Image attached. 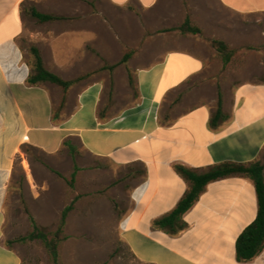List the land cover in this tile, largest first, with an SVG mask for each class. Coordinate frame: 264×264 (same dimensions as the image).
Wrapping results in <instances>:
<instances>
[{
    "label": "crops",
    "instance_id": "obj_1",
    "mask_svg": "<svg viewBox=\"0 0 264 264\" xmlns=\"http://www.w3.org/2000/svg\"><path fill=\"white\" fill-rule=\"evenodd\" d=\"M102 3L126 11V31L142 28L140 18L146 22L143 48L127 64L134 70L137 98L121 113L103 112L105 81L90 72L94 31L89 0H0V264L25 263L18 249L6 246L5 229L15 181L23 179L26 191L23 149L57 161L65 143L73 141L88 156L128 170L129 207L122 213L120 231L141 263L264 264V250L251 262L237 261L236 242L258 212L255 185L248 178L210 183L184 215L183 231L156 227L189 189L180 167L203 171L224 163L264 162L263 67L257 75L224 70L233 54L220 66L212 59L215 49L201 38L218 37L228 45L233 21L222 25L219 14L264 16V0ZM133 5L140 15L129 10ZM32 9L59 19L38 22ZM187 17L201 30L192 38L179 34ZM121 46L133 50V36ZM32 47L48 71L74 82L68 91L28 83ZM219 99L224 117L214 122Z\"/></svg>",
    "mask_w": 264,
    "mask_h": 264
},
{
    "label": "rangeland",
    "instance_id": "obj_2",
    "mask_svg": "<svg viewBox=\"0 0 264 264\" xmlns=\"http://www.w3.org/2000/svg\"><path fill=\"white\" fill-rule=\"evenodd\" d=\"M89 1L93 14L90 27L94 31L89 47L90 72L93 76H103L105 81L103 112L111 109L113 113H121L133 105L137 98L132 79L134 70L127 64L143 48L146 22L139 17L143 30L136 25L137 31L136 28H133V32L130 29L126 31L130 22L126 11L108 8L102 0ZM129 10L141 14L135 5ZM219 18L220 23L227 27V21H233V33L227 45L233 58L223 69H244L249 75H257L261 67L264 71V16L222 13ZM98 30L100 33H97ZM137 32L142 35L139 36ZM132 36L135 44L133 50L122 47L125 40ZM185 36L192 38L193 34L187 33ZM201 38L208 40L209 46L215 49L212 59L223 65L218 45L214 44L220 39L209 38L205 34ZM126 56L128 59L124 61ZM23 153L27 156L28 181L26 191L23 190V179L15 181L16 197L11 201L5 226L7 241L27 236L33 231L26 208L36 218L37 224L49 233L56 231L62 211L74 202V210L65 228L69 238L60 249L61 264H143L134 257L121 238L122 213L129 207L128 170L88 156L77 141L66 146L65 151L57 155V161L27 147ZM75 164L78 171L74 188L70 189L66 179H71ZM22 196L25 203H22ZM11 248L18 249L24 256V264H50L49 256L38 241L26 245L14 244Z\"/></svg>",
    "mask_w": 264,
    "mask_h": 264
},
{
    "label": "trees",
    "instance_id": "obj_3",
    "mask_svg": "<svg viewBox=\"0 0 264 264\" xmlns=\"http://www.w3.org/2000/svg\"><path fill=\"white\" fill-rule=\"evenodd\" d=\"M30 14L41 23L59 19L57 17L43 15L35 9H32ZM179 30L183 34H199L201 32L200 28L195 26L188 17ZM214 44L218 45V52L222 55L223 62L225 64L228 63L232 56V53L228 52V46L220 41H215ZM31 53L33 56V70L28 78V83L30 85L36 86L42 83H50L62 88L65 92L73 86V81H65L46 69L41 53L37 48L32 47ZM127 59L128 56L125 57L124 61ZM223 117L221 100L219 99L214 122ZM65 145L69 146L70 144L66 142ZM77 171L78 166L75 164V172L72 174L71 179H66L70 189L74 188ZM178 171L189 182V189L180 200L177 207L170 214L156 222V227L171 233L183 231L186 228V223L183 218L184 215L199 200L201 194L210 183L232 176L248 178L252 180L255 185L258 212L254 222L239 236L236 242V255L239 263L251 262L259 256L264 250V162L259 160L250 164L224 163L203 171L180 167ZM22 203H25L23 196ZM73 210L74 202L66 206L62 211L56 231L47 233L37 224L29 209L26 208V213L29 215L33 231L27 236L7 241L6 246L11 248L14 244L26 245L38 241L49 256L50 264H61L60 249L69 238L65 233V228L69 215Z\"/></svg>",
    "mask_w": 264,
    "mask_h": 264
}]
</instances>
